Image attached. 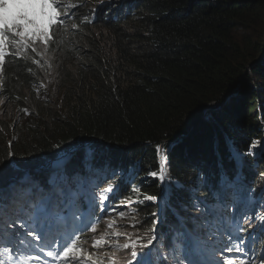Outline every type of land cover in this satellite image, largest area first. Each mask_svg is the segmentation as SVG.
Masks as SVG:
<instances>
[{"label":"trees","instance_id":"1","mask_svg":"<svg viewBox=\"0 0 264 264\" xmlns=\"http://www.w3.org/2000/svg\"><path fill=\"white\" fill-rule=\"evenodd\" d=\"M103 1L120 5L119 13L111 19L104 15L105 19L88 26L89 34L76 40L74 50L64 47L69 57L63 65L70 66L64 67L57 87L42 89L44 71L10 60L5 108H29L31 100L62 102L59 108L39 109L36 121L22 120L25 114L20 112L16 130L0 126L4 195L16 188V197H21V192L26 193L22 180L39 173L45 160L67 154L62 158L77 167L78 173L67 168L64 175L89 191L97 186L103 191L107 184L123 178L127 187L115 200L100 206L106 208L102 217L106 221L114 217L119 231L139 235L145 242L156 235L150 231L155 219L159 221L156 232L165 239L157 245L180 249L181 226L187 225L181 216L187 219L206 205L210 210L221 209L211 232L219 236L233 209L229 196L241 194L244 183L247 205L241 208L245 210L242 216L256 224L264 222L259 219L264 218V149H250L253 143L263 142L264 0ZM250 64L248 75L247 71L243 74ZM211 104L217 105L212 111ZM207 109L210 113L205 115ZM157 145L168 156L171 183L163 212L157 203L147 201L118 206L126 197L136 198L130 192L133 184L143 194L160 192V185L151 179L141 184L148 171L159 169L158 158L164 153H157ZM9 152L14 156L9 157ZM89 167L94 168L85 175ZM85 176L86 181H81ZM48 177L30 189L42 185L39 192H44L57 183ZM226 180L233 187L227 196L221 185ZM113 207L127 216L121 219L109 210ZM100 221L98 230L103 233L106 221ZM260 234L263 242L264 231ZM205 235L198 232L196 239L211 243ZM81 236L84 247L91 250L90 234ZM105 254L117 264L130 258L129 253L110 247L93 253L94 258Z\"/></svg>","mask_w":264,"mask_h":264},{"label":"snow or ice","instance_id":"2","mask_svg":"<svg viewBox=\"0 0 264 264\" xmlns=\"http://www.w3.org/2000/svg\"><path fill=\"white\" fill-rule=\"evenodd\" d=\"M103 4V0H101ZM64 7L63 0H0V73H3L6 67V57H13L19 59H28L27 53H37L36 43L39 42L42 46L47 47L50 42H53L54 36L59 32L62 26L65 24V20L70 18L71 12L69 10L58 11ZM71 9H76L77 5L70 6ZM33 63L39 64V60H33ZM31 71V69H29ZM26 111V110H25ZM11 143V142H9ZM256 143L250 146L255 148ZM158 154L164 153L161 156L159 169L157 171H148L145 176L141 178V184H145L149 179L157 182L160 185V192L155 195L141 193L140 187L133 184L131 185L130 192L136 195L133 199L132 196L126 197L125 201H121V205L127 208L133 204H144L145 201L157 203L161 211L163 212V205L170 197L171 183L169 173L167 171L168 156L164 152V149L160 145L156 146ZM9 157L14 156L12 152L7 154ZM3 163V162H0ZM11 164V161H8ZM59 165V161H57ZM115 173H113L114 175ZM127 185L124 183L123 178L115 184L109 183L108 187L100 193V201L103 204L106 200H115L116 197L123 191ZM5 185L0 176V223H3L2 217L4 213L5 205ZM143 196L141 199L140 196ZM106 207V205H105ZM111 212L117 213V215L124 219L127 216L125 211H118L113 207L109 209ZM135 211V209H133ZM37 216L35 219H39L43 216L46 220L52 222H63L68 217L62 215L61 212H71L70 204H59L53 207L50 203L44 207H38L36 209ZM153 217L156 213H152ZM212 212H209V216ZM19 219V218H17ZM31 219V218H30ZM251 219H256L253 217ZM264 220V218H259ZM249 227H252L253 231L260 229L264 231V222L258 224H252L249 220H246ZM17 223L16 219L11 221V224L4 225V229L13 227ZM158 220L153 221L152 233H156V225ZM24 225L22 224L21 227ZM86 229L92 233L98 232V223H92L90 227L85 226ZM135 227V225H133ZM3 229H0L2 231ZM84 231V229H80ZM239 231L243 232L244 228H240ZM14 235L19 236L20 233L13 232ZM33 238L36 241H40L42 236L38 234L33 228L31 231L25 233V239L20 240L21 245L26 247L29 244L27 238ZM123 238L124 243L119 241ZM157 239V235H151L145 242L144 238L136 235L133 236L128 232L119 231L117 227V221L114 217L108 218L106 222V230L99 236L95 237L91 241V248L93 250H99L104 247H110L117 251H122L130 254L129 257H125L123 264H146L145 258L150 254V245L153 244V240ZM237 241H239L237 243ZM197 239L194 234H188L183 242V250L186 253L185 259H188V255H191L193 259H188V264H197L195 260V247ZM84 241L81 235L72 233L63 238L58 247L46 244L44 246H38V251L45 254L47 257L53 258L59 264H105V260H109L110 264H117L115 259H112L108 254L103 257H95L93 253L89 252L84 247ZM246 245L242 238L237 237L233 239L229 236L227 242L220 249L221 259L216 264H252L250 260L240 259L237 260L235 253L243 252ZM45 248L48 250L45 253ZM14 250L5 246L0 248V264H7L8 261L17 260V256L13 254ZM227 253H233V256L226 255ZM42 256L37 254H27L24 251L18 253L19 262L23 264H30L31 261H41ZM262 264H264V255L260 257ZM47 264V261H44Z\"/></svg>","mask_w":264,"mask_h":264},{"label":"clouds","instance_id":"3","mask_svg":"<svg viewBox=\"0 0 264 264\" xmlns=\"http://www.w3.org/2000/svg\"><path fill=\"white\" fill-rule=\"evenodd\" d=\"M64 7L62 9H58V11H64L69 10L71 12L70 18L65 20V24L62 26V28L59 30V32L54 36L53 42H50L47 47L42 46L39 42L36 43L35 47L37 48V53L28 52L27 56L28 59H19V58H13V57H6V67L3 73H0V106L5 105L7 100L5 95V84L9 79V76L7 74L8 67L10 65V60H16V61H22V63L27 67H32L34 70L37 68L38 70H42L45 72L44 74V83L42 86V89H49L52 87H57V83L59 81V77L64 71V67L69 64H64L63 61H67L68 59V53L65 52L64 47H67L69 51L74 50L75 48V42L78 38H81L84 35L89 34V27L93 25L94 23L98 22L100 19L103 18L104 15H107L112 18L114 14L119 13L120 11V5L113 7V5L108 4L107 2L103 1V4L101 0H63ZM76 4V9H71L70 6ZM104 5H106V8H104ZM105 19V18H103ZM67 37V41H63V38ZM80 42V41H79ZM83 42V41H81ZM87 45V42L84 41ZM65 59V60H64ZM33 60H39L40 63L36 64L33 63ZM46 61H53V64H57L59 66V70L55 76V79L52 81L47 82L48 74H47V66ZM50 92V91H49ZM25 117V116H24ZM37 173L33 176H36ZM242 182V181H241ZM240 182V183H241ZM59 183V182H58ZM222 190L227 196L229 193L232 194L233 187L227 183H223ZM246 184L244 183L243 191L245 190ZM251 190V188L249 189ZM243 191L241 193H243ZM53 197V196H52ZM230 198V196H229ZM28 199L30 197L28 196ZM54 199V198H53ZM14 200V199H13ZM230 203L232 204L233 208L235 207V203L233 200H230ZM16 207H19V204L16 205ZM220 209V208H219ZM233 212V209L231 210ZM198 213V212H196ZM195 213V214H196ZM190 216V217H196V215ZM189 217V218H190ZM201 220L205 219L204 217L200 218ZM182 220L184 223H187V227L191 225L193 221L198 220L195 218L189 223L188 218L184 219L182 217ZM223 229V227H222ZM222 229L221 232L223 231ZM221 241V240H219ZM197 257H195V260Z\"/></svg>","mask_w":264,"mask_h":264},{"label":"rangeland","instance_id":"4","mask_svg":"<svg viewBox=\"0 0 264 264\" xmlns=\"http://www.w3.org/2000/svg\"><path fill=\"white\" fill-rule=\"evenodd\" d=\"M258 60L255 59L253 60V64H255ZM253 64H250L248 66H246V69L244 71L243 74H245V72L247 71V75H248V68H251L253 66ZM46 66H47V74H48V79H47V82L49 81H52L55 79V76L58 72V70L60 69L59 66L57 64H53V61H46ZM69 65H66V66H62V67H69ZM249 79H251V77L248 76ZM249 83V81H248ZM245 85V84H244ZM237 88H241V85ZM256 88V87H255ZM226 100V97L222 98V103ZM62 100H35L33 102L30 103V107L29 108H22V109H16V107H4V105H1L0 106V126L3 127V124L7 125L10 130H16V125H17V120L16 118H19L21 117V113H24L25 114V117L22 118V120L25 119L26 122L28 121H36V119L38 118V112H39V109H43V108H59L60 106L58 104H61ZM211 111L212 109L214 110L217 105H209L208 106ZM210 109H207L205 110L204 114L205 115H208L210 112ZM26 110V111H25ZM45 111V109H43ZM21 112V113H20ZM257 113H258V110H257ZM27 125V124H26ZM29 125V124H28ZM31 125V124H30ZM261 131H262V134H263V142L261 144H258L256 147H255V151H258V150H262L264 149V124H263V127H261ZM252 151L253 148H251ZM257 154V153H256ZM67 155V154H65ZM65 155H63L62 157H64ZM60 155L59 156H56L52 159H48V160H45L43 162V165L41 166V169L38 171L39 173H37L36 176H30L29 178H26L25 179V184L26 185H23L22 183V187H26L25 189L28 190V188L30 189V186L32 185V183L35 181V182H39L40 180H42L43 178H45L46 176H50L48 177L49 181L51 182H54V181H57L59 182L56 187L54 188L53 190V197H50V198H54L55 200H60L62 197H63V203L65 204V201L68 199V200H71L72 198H69L71 195H72V190L73 188H71L70 186H68V182L69 180L67 179L69 176H66L64 175V173L66 172L65 169L68 168V171L69 172H73L75 175L78 173L76 171L77 167H74L72 165H70V162H68L69 160L68 159H63ZM160 160H161V156H159L158 158V161L160 163ZM57 161H59V165H57ZM68 162V163H67ZM55 164V165H51V164ZM67 164V165H66ZM65 166V167H64ZM244 166L245 163H244ZM94 167H89V168H86L85 169V175L89 172L90 169H92ZM37 169H39V166H37ZM50 169V170H49ZM98 169V168H97ZM131 170V169H130ZM106 171V169L104 170ZM107 173H110L107 172ZM53 177V178H52ZM59 178L58 180H56V178ZM66 177V178H65ZM120 177V175H119ZM53 179V180H52ZM114 181H116L118 179V175H116L114 178ZM81 181L85 182L86 181V176L85 177H81L80 178ZM112 180V179H111ZM80 184V182L77 183V185ZM60 185V186H59ZM62 185V186H61ZM109 184H107L105 186V188L108 187ZM58 188V189H57ZM104 188V189H105ZM63 189V190H62ZM103 189V190H104ZM22 194H24V192H21ZM27 193V191H26ZM89 193V192H87ZM101 193V192H100ZM100 193L97 194L98 196V199L100 197ZM55 195V196H54ZM69 197H68V196ZM56 197V198H55ZM100 201V199H99ZM108 201V200H107ZM107 201H104L103 203L106 204ZM101 202V201H100ZM225 204V203H224ZM235 204L236 201H235ZM219 208V207H218ZM217 207H214L212 210H215L217 211L218 210ZM8 206L7 204L4 205V213H3V217H2V221L4 222V216L7 214V211H8ZM185 209V207H184ZM102 212V211H101ZM100 212V213H101ZM196 215V214H195ZM183 216H181V219H182ZM105 221V220H103ZM102 222V221H100ZM107 222V221H106ZM2 224V223H0ZM52 228L54 227L53 226V222L49 221L48 223ZM199 224H202V221L201 219H198L196 221H193L191 223V225H189V227H184L186 229V235L188 234H194L196 236V233L198 232H201V228L198 226ZM46 224H42L40 228H38L37 230H42V229H46V228H43L45 227ZM105 226H106V223H105ZM86 233L90 234L91 238H95L97 236H99L102 232L98 230V232L96 233H92L90 231H86ZM207 235V234H206ZM204 236V239L205 241H207V236ZM221 237V236H220ZM209 240L213 243H215V236L213 235V233L210 232L209 234ZM197 240H200L199 238H197ZM220 245L222 244V242H219ZM38 244V243H37ZM150 248V247H149ZM151 249V248H150ZM89 252L91 253H94V250H88ZM166 255H168V252L166 253ZM228 256H233L230 255V254H226ZM148 257V256H147ZM146 257V258H147ZM189 257V255H188ZM235 257L236 259L240 258L239 257V254H235ZM42 259L46 260V259H49L47 260V264H57L55 263L51 257H42ZM220 258L216 259V261H218ZM17 260H18V257H17ZM17 260H13V261H10V264H17ZM199 262H203V261H200L198 260ZM19 264H23V262H19ZM30 264H42V260L41 261H31ZM123 264V263H122ZM188 264V262H187Z\"/></svg>","mask_w":264,"mask_h":264},{"label":"bare ground","instance_id":"5","mask_svg":"<svg viewBox=\"0 0 264 264\" xmlns=\"http://www.w3.org/2000/svg\"><path fill=\"white\" fill-rule=\"evenodd\" d=\"M33 101H35V100H31V102H33ZM32 133V132H31ZM34 133V132H33ZM39 160V159H38ZM23 162V161H22ZM25 162V161H24ZM38 163V162H37ZM43 163V162H42ZM16 164V163H15ZM19 165V164H18ZM36 165V164H35ZM14 167H15V165H14ZM17 168V167H16ZM37 168V167H36ZM19 169V168H18ZM41 169V168H40ZM50 170V169H49ZM18 172V171H17ZM24 172V171H23ZM33 173V172H32ZM22 174V173H21ZM22 176V175H21ZM15 178V177H14ZM53 178V177H52ZM56 178V177H55ZM53 180V179H52ZM54 186V185H53ZM60 186V185H59ZM62 186V185H61ZM10 189V188H9ZM27 189V188H26ZM29 189V188H28ZM58 189V188H57ZM63 190V189H62ZM84 190H85V188H84ZM27 191V190H26ZM72 192V191H71ZM17 196H19V195H17ZM55 196V195H54ZM68 196V195H67ZM69 197V196H68ZM56 198V197H55ZM39 199V198H38ZM245 210H242V212H244ZM70 219H72V217H70V218H68L67 220H65V221H63V223L66 225L69 221H70ZM29 220V219H28ZM52 222V221H51ZM162 222L164 223V221L162 220ZM46 224V223H45ZM44 224V225H45ZM58 224V222H53V226H55V225H57ZM89 227V226H88ZM218 229V231H219V229L220 228H217ZM19 230V229H18ZM75 230H78V229H75ZM87 230V229H86ZM40 231V234H41V230H39ZM73 231L74 230H72L71 231V233H73ZM186 231V230H185ZM18 232H21V230L20 231H18ZM263 233V232H262ZM84 235V234H83ZM42 236V235H41ZM87 236V235H86ZM220 236H221V239H222V237H223V232H221L220 231ZM43 237V236H42ZM82 237V236H81ZM84 237V236H83ZM208 237H209V235H208ZM207 237V238H208ZM209 239V238H208ZM263 239V238H262ZM36 243H38V244H42V240H40V241H36ZM212 243V242H211ZM212 257H207V259L208 260H210ZM219 258H221V256L219 257ZM189 259H191V258H189ZM187 262H188V260H186ZM186 264V263H185ZM197 264H198V261H197Z\"/></svg>","mask_w":264,"mask_h":264},{"label":"water","instance_id":"6","mask_svg":"<svg viewBox=\"0 0 264 264\" xmlns=\"http://www.w3.org/2000/svg\"><path fill=\"white\" fill-rule=\"evenodd\" d=\"M26 170H29V169H26ZM23 171H24V169H23Z\"/></svg>","mask_w":264,"mask_h":264}]
</instances>
